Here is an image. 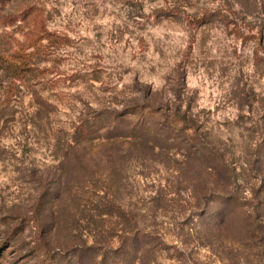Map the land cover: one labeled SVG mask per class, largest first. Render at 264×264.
Here are the masks:
<instances>
[{
    "label": "rangeland",
    "instance_id": "1",
    "mask_svg": "<svg viewBox=\"0 0 264 264\" xmlns=\"http://www.w3.org/2000/svg\"><path fill=\"white\" fill-rule=\"evenodd\" d=\"M16 52L0 264H264V0H0V54ZM137 100L167 131L76 141Z\"/></svg>",
    "mask_w": 264,
    "mask_h": 264
},
{
    "label": "trees",
    "instance_id": "2",
    "mask_svg": "<svg viewBox=\"0 0 264 264\" xmlns=\"http://www.w3.org/2000/svg\"><path fill=\"white\" fill-rule=\"evenodd\" d=\"M50 38L48 40L53 41V45L57 46L62 41L66 40L63 35L57 34L56 32L49 33ZM45 37H41L44 39ZM45 47V46H43ZM13 58V59H12ZM22 57L16 52L10 58L0 54V68L3 71H6L14 79H21V73L26 69L20 61ZM168 111L161 106L153 105L149 102L134 101L133 105L129 106L128 110H125L122 113H119L117 116L107 115L106 120L109 123H104L105 125L101 126L97 121L83 122L76 126L75 139L77 142H82L84 140L90 139L97 135L98 131L104 128L105 130H111L117 127L131 128V131L128 133H123L117 131V133H112L109 137H119V136H141L150 134V127L148 125V120L150 117L156 118L161 131H167L168 126ZM136 117V123L134 121L128 123L127 117ZM175 119L177 121L187 122L188 116L186 113L175 114ZM139 121V122H137ZM104 122V121H103ZM110 124V125H108ZM194 125V123H192ZM193 126H189L192 128ZM187 128V127H186ZM139 131H136V130ZM137 132V133H134ZM127 134V135H126Z\"/></svg>",
    "mask_w": 264,
    "mask_h": 264
}]
</instances>
